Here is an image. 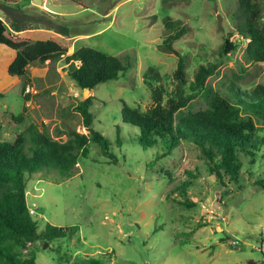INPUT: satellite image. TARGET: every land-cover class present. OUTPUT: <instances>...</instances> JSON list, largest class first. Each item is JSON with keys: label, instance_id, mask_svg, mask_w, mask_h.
<instances>
[{"label": "rangeland", "instance_id": "obj_1", "mask_svg": "<svg viewBox=\"0 0 264 264\" xmlns=\"http://www.w3.org/2000/svg\"><path fill=\"white\" fill-rule=\"evenodd\" d=\"M260 3L258 22L264 26V0ZM17 4L12 13L3 11L2 16L8 23L14 17L22 27L31 28L30 35L56 32L51 26L65 24L69 53L89 45L124 60L129 56L132 63L118 77L90 90L95 96L90 104L93 126L113 141L119 161L111 162L90 141L88 154L79 158L71 176L56 170L27 175L26 201L34 208L38 230L47 222L78 229L46 240L45 246L41 239L28 242L20 247L21 253L35 251L34 264H249V259L264 264V190L253 182L264 172V144L253 160L240 153L239 185L226 187L208 171L193 141L184 140L171 154L155 159L154 147L144 149L137 141L120 147L115 138L117 124L127 141L136 130L122 122V103L148 110L154 86H161L163 100L178 89L187 93L201 64L216 63L205 82L223 94L229 92L231 81L244 89L264 84V63H248L246 39L237 32L236 25L243 19L236 14L237 0H169L168 4L163 0H45L41 5L19 0ZM165 15L181 20L187 29L173 41L178 52L160 46L170 32L163 24ZM229 35L237 47L223 52L221 45ZM180 55L185 59L184 84L174 75ZM1 66V137L12 138L30 121L59 140L68 139L70 129L88 132L75 108L85 97L83 89L69 75L63 58L28 65L22 79L9 80L7 68ZM149 66L157 69L159 79L144 74ZM27 85L34 90L25 91ZM22 86L28 93L26 100ZM210 95L211 91L202 90L182 111L207 108ZM24 103L26 117L16 124L12 116L20 113ZM253 119L264 135V117L253 114ZM185 180L190 182L181 190Z\"/></svg>", "mask_w": 264, "mask_h": 264}, {"label": "trees", "instance_id": "obj_2", "mask_svg": "<svg viewBox=\"0 0 264 264\" xmlns=\"http://www.w3.org/2000/svg\"><path fill=\"white\" fill-rule=\"evenodd\" d=\"M168 1L163 0L165 4ZM17 3L18 0H0V9L10 14L19 6ZM43 11L55 14L45 9ZM261 11L260 0H237L236 14L243 17L236 25L237 32L246 39L245 51L249 64L264 63V26L258 22ZM162 20L170 32L160 46L166 51L178 52L173 41L187 29L181 25V20L170 15H165ZM10 25L16 30L25 29L14 17ZM51 27L56 32H42L35 36L27 32L17 34L0 17V43L15 50V56L7 66L9 75L26 78L28 65L63 58L76 84L82 89H92L99 82L118 77L132 65L129 56L128 60H124L89 45L79 46L69 53V27L65 24ZM236 47L237 42L230 35L224 38L221 45L223 52L233 51ZM215 66L216 63L201 64L195 72L194 80L190 81L191 91L187 93L178 89L174 96L163 100L161 86H154L153 105L146 111L122 103V122L135 126L136 130L134 128V136L127 141L126 136L120 135L121 124H117L116 144L120 147L128 144L125 142L137 145V141L144 149L154 147L152 154L158 159L171 154L184 140H190L200 148L208 171L223 186L239 185L243 164L240 153L249 155L253 160L264 144V135L259 133L253 119V114L264 117V84L257 83L251 89H244L231 81L228 93L211 90L205 78L214 72ZM148 73L155 79L160 78L153 66L144 72L145 75ZM174 75L179 83H187L185 59L181 55ZM202 90L211 91L208 107L183 112L182 107ZM21 94L24 100L28 98L24 86ZM94 98L90 94L79 100L75 107L83 118V124L88 130L86 133L70 129V137L59 140L30 121L22 131L15 132L12 138L0 136V264H34L35 251L30 249L27 255H23L20 247L36 239L48 241L54 237L71 235L78 229L77 225L57 226L47 222L43 230H38L37 220L27 206V175L56 170L62 175L71 176L79 158L88 154L90 141L95 142L111 162L119 161L113 141L93 126L94 116L90 104ZM25 106L24 103L20 113L12 116L11 120L16 124L26 117ZM187 172L195 176L192 171ZM189 182L183 181L179 186L181 190ZM253 182L264 190V172L258 174ZM184 202L192 203L187 199ZM248 263L253 264V260L249 259Z\"/></svg>", "mask_w": 264, "mask_h": 264}, {"label": "crops", "instance_id": "obj_3", "mask_svg": "<svg viewBox=\"0 0 264 264\" xmlns=\"http://www.w3.org/2000/svg\"><path fill=\"white\" fill-rule=\"evenodd\" d=\"M19 1V0H18ZM32 3V0H29V4L31 5ZM19 5V4H18ZM54 13V12H53ZM2 15H5L3 13V10L0 9V17L4 20L6 26L13 32L19 34V33H24V32H29V30H31V28H25V29H19V30H16V29H13L10 25V21L12 20V17L9 18V23L5 20L4 16ZM30 35V33H28ZM32 36V35H31ZM15 56V50H13L12 48L8 47L7 45L3 44V43H0V62L2 63V66L5 70L8 66V64L13 60ZM46 61V60H45ZM30 65H33V64H30ZM28 69V68H27ZM7 72V70H6ZM8 74V73H7ZM9 75V74H8ZM10 77L9 80H11L12 78H19L15 75H9ZM22 79V78H21Z\"/></svg>", "mask_w": 264, "mask_h": 264}, {"label": "water", "instance_id": "obj_4", "mask_svg": "<svg viewBox=\"0 0 264 264\" xmlns=\"http://www.w3.org/2000/svg\"><path fill=\"white\" fill-rule=\"evenodd\" d=\"M32 3L33 4H35V5H41L42 4V0H32ZM90 88L89 87H84L83 88V95H85V97L86 96H88V95H90ZM43 246H45V245H47V241L45 240V241H43Z\"/></svg>", "mask_w": 264, "mask_h": 264}, {"label": "built area", "instance_id": "obj_5", "mask_svg": "<svg viewBox=\"0 0 264 264\" xmlns=\"http://www.w3.org/2000/svg\"><path fill=\"white\" fill-rule=\"evenodd\" d=\"M42 2L43 3H45V0H42ZM34 89H33V87L32 86H29V85H27L26 87H25V91H33ZM28 210H29V212L31 213V214H33L35 211H34V208L32 207V206H28Z\"/></svg>", "mask_w": 264, "mask_h": 264}, {"label": "clouds", "instance_id": "obj_6", "mask_svg": "<svg viewBox=\"0 0 264 264\" xmlns=\"http://www.w3.org/2000/svg\"><path fill=\"white\" fill-rule=\"evenodd\" d=\"M43 3V2H42Z\"/></svg>", "mask_w": 264, "mask_h": 264}]
</instances>
